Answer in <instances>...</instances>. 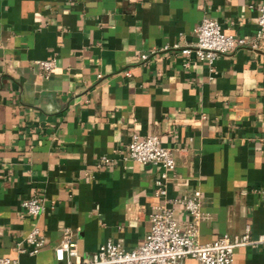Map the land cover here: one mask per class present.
I'll use <instances>...</instances> for the list:
<instances>
[{
  "label": "crops",
  "instance_id": "0c3cea01",
  "mask_svg": "<svg viewBox=\"0 0 264 264\" xmlns=\"http://www.w3.org/2000/svg\"><path fill=\"white\" fill-rule=\"evenodd\" d=\"M262 4L0 0V256L55 264L64 228L81 255L106 240L132 249L154 204L188 220L176 200L193 190L198 242L264 234V51L238 48L211 67L181 53L203 18L249 41ZM49 59L45 77L36 62ZM132 135L171 150L164 196H154L160 167L121 159ZM100 155L110 162L95 167ZM29 196L43 204L36 216L20 205ZM32 227L42 248L17 252ZM232 262L264 264V249L236 247Z\"/></svg>",
  "mask_w": 264,
  "mask_h": 264
},
{
  "label": "built area",
  "instance_id": "2783aa9c",
  "mask_svg": "<svg viewBox=\"0 0 264 264\" xmlns=\"http://www.w3.org/2000/svg\"><path fill=\"white\" fill-rule=\"evenodd\" d=\"M256 30L247 41L223 34L218 24L209 18H203L194 28V43L181 50L184 57L190 54L195 60L211 67L220 56L238 48L247 47L251 51H264V4L257 7ZM146 57L141 55L139 59ZM37 68L47 77L54 68V60L36 62ZM122 160H131L139 164L160 167L161 171L154 179V196L165 195L167 174L174 168V159L169 148L162 146L155 135L138 138L132 135L120 152ZM110 157L98 156L94 166L107 165ZM188 215L183 223L172 217L170 208L156 203L148 216L149 226L142 242L136 247L124 250L118 243L106 240L88 255L77 252L75 241L67 228L62 230L61 243L53 248L55 264H185L186 257L192 258L196 264H233L232 252L236 247L254 245L264 249V234L250 237L245 227L239 235L222 234L215 239L200 243L197 240V225L203 219L201 200L198 190H193L184 198L176 200ZM24 213L29 216L38 215L43 204L36 196H29L20 203ZM23 243L16 245L19 253L35 254L43 244L44 238L37 227H32L23 238ZM0 264H17L15 259L0 256Z\"/></svg>",
  "mask_w": 264,
  "mask_h": 264
}]
</instances>
